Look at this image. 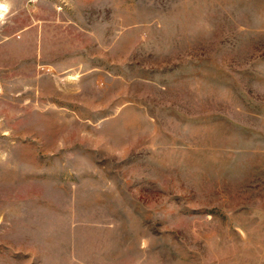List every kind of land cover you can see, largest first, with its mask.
<instances>
[{"label": "rangeland", "instance_id": "374dc122", "mask_svg": "<svg viewBox=\"0 0 264 264\" xmlns=\"http://www.w3.org/2000/svg\"><path fill=\"white\" fill-rule=\"evenodd\" d=\"M0 264H264V0H0Z\"/></svg>", "mask_w": 264, "mask_h": 264}, {"label": "crops", "instance_id": "0c3cea01", "mask_svg": "<svg viewBox=\"0 0 264 264\" xmlns=\"http://www.w3.org/2000/svg\"><path fill=\"white\" fill-rule=\"evenodd\" d=\"M3 42V41H2Z\"/></svg>", "mask_w": 264, "mask_h": 264}]
</instances>
